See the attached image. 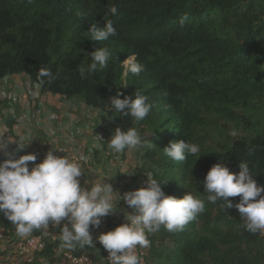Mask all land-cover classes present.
<instances>
[{"label": "trees", "instance_id": "trees-1", "mask_svg": "<svg viewBox=\"0 0 264 264\" xmlns=\"http://www.w3.org/2000/svg\"><path fill=\"white\" fill-rule=\"evenodd\" d=\"M112 6L116 16L109 12ZM184 13L189 19L181 26ZM103 18L113 22L117 35L100 44L89 39L88 29L95 22L103 26ZM101 46L112 52L108 66L82 75L90 52ZM133 54L144 70L125 77L121 62ZM41 68L59 73L58 78L40 83ZM17 73L44 92L81 99L114 118L116 128H136L153 142L151 148H138L143 184L147 176L168 181L161 185L166 195L180 198L189 191L205 201V210L182 231L161 227L147 234L145 264H264V239L245 230L239 213L224 209L223 201L208 202L200 183L221 160L231 171H238L241 161L248 163L264 185V0H0V79ZM118 88L125 95L136 88L148 97L153 108L143 121L110 109L109 97ZM4 105L0 97V110ZM180 139L197 144L200 152L172 161L163 147ZM103 149L109 160L104 144ZM100 152L94 151L95 161ZM5 158L0 152V160ZM230 199L236 203L240 197ZM113 221L107 220V228L121 224L120 218ZM47 230L29 234L44 236L30 264H68L55 250L64 244L61 228L50 224ZM18 237L0 213V242ZM71 250H85L94 264H108L101 245Z\"/></svg>", "mask_w": 264, "mask_h": 264}, {"label": "clouds", "instance_id": "clouds-1", "mask_svg": "<svg viewBox=\"0 0 264 264\" xmlns=\"http://www.w3.org/2000/svg\"><path fill=\"white\" fill-rule=\"evenodd\" d=\"M109 12L116 16L118 9L112 6ZM188 19V14L184 13L180 17V25L183 26ZM88 32L89 39L100 44L110 36L117 35L111 20H104L103 26L92 23ZM90 57L91 63L87 69L80 70L82 75L85 71L92 74L106 68L112 52L108 47L101 46L90 52ZM121 65L125 77L130 73L138 76L144 70V65L137 61L134 54L128 55ZM58 76L59 73H53L50 68H41L37 72L40 83H44L45 78L51 82ZM121 85L127 87L128 84L125 82ZM82 103L84 104L83 101ZM108 104L110 109L120 114L119 116L131 117L136 122L143 121L153 108L148 97L136 88L132 95H125L118 88L116 94L109 97ZM107 121L112 123L114 131L105 148L119 153L121 166L113 170H116L120 177H124L128 185V188L123 190L124 193L119 192L118 199L113 195L116 191L106 179L111 177H106L104 183L85 180L84 183L89 185L85 187L79 179L84 175L79 163L64 155L54 154L53 150L47 151L40 162H37L34 153L17 156L32 139L21 138L14 141L16 147L11 151L7 147L9 143L0 141V152L6 157L0 160V213L15 226L16 234L20 237L28 236L34 229L48 228L50 224L59 227L60 239L64 245L74 249L76 246L83 248L95 245L90 228H98L104 217L117 212L119 203H125L127 208L122 209L124 222L120 218L121 224L101 232L96 241L107 252L109 264H140L141 258L137 249L150 247L147 234L155 233L161 227L169 232L182 231L205 210V201L189 191L180 198L166 195L161 185L168 181L159 183L149 176L144 185L143 176L139 173V164V167L130 166H135L136 171L130 180L126 178L130 168L124 167L122 158L128 153V149L139 151L138 148H151L153 142L145 141L136 128H116L114 118L108 115ZM163 150L174 162H184L188 156L200 152L197 144L184 139L169 141ZM99 151L102 154L103 145ZM249 155H252L251 150ZM238 168V171H231L221 160L215 163L203 181H200L203 191L208 194V202L223 201L221 206L224 209H235L244 221L245 230L252 234L264 235V185L257 183L248 163L241 161ZM136 176L138 180L140 178L137 189L130 185ZM130 189L134 190L129 191ZM237 196L240 197L239 201L233 203L230 197Z\"/></svg>", "mask_w": 264, "mask_h": 264}, {"label": "built area", "instance_id": "built-area-1", "mask_svg": "<svg viewBox=\"0 0 264 264\" xmlns=\"http://www.w3.org/2000/svg\"><path fill=\"white\" fill-rule=\"evenodd\" d=\"M13 77H20L23 79L22 92L19 93L13 89L9 90V79ZM45 96H50L58 105L60 109L59 117L53 114V112H51L52 110L44 104L46 103ZM0 97L5 101L4 111L6 115L11 117L13 121L11 126L3 125L2 131L0 132V141L9 143L7 146L8 149L13 147L14 140L18 141L21 138H32L25 146L30 148V150L22 154H17V156L34 153L37 157V162H40L47 151L53 150L54 154L64 155L69 160H74L79 163L84 173V175L79 178L83 186H89L84 183L85 180H93L99 183L105 182L101 177V168L95 163L93 154L95 150L102 148L103 143L107 145V140L114 131L112 123L107 121L106 113L99 112L97 109L87 106L82 102H74L63 95L45 93L38 83L21 73L5 75L0 79ZM16 106L20 107V112L16 111ZM78 106H80L78 111L79 114L77 115L74 113L73 115V111ZM54 116H56V120L50 123L49 120L54 119ZM33 123H35L37 128L41 127L44 138L35 148H33ZM91 124L94 125L93 134H89ZM20 126L26 128L24 133H18ZM109 150L110 152L108 155L111 158L108 160V164L107 151L105 153L103 151L101 154L102 156H106V171L107 169L113 170L121 166L119 153H115L111 149ZM94 163L95 166L93 165ZM135 171L136 167H131L126 178L130 180ZM121 172L122 170H120V173ZM115 197L118 199L119 193H115ZM106 218L107 217H104L102 219V223L98 228L94 227L92 235L95 244L100 245L99 242L96 241V237L101 232L111 230L107 228ZM122 222H124V219ZM49 236L52 240L57 238L55 233H50ZM260 236L264 239V235L260 234ZM43 242L44 236L41 234H32L26 237L15 238L10 243L8 259L14 261V264L33 263L36 253L43 246ZM55 250L57 255L62 256L63 260L68 261V264H94L91 255L85 250L74 253L64 244H59ZM146 251L147 249H137L138 255H140L141 258L140 264H145ZM103 254L105 261L109 264L107 252L105 250Z\"/></svg>", "mask_w": 264, "mask_h": 264}, {"label": "crops", "instance_id": "crops-1", "mask_svg": "<svg viewBox=\"0 0 264 264\" xmlns=\"http://www.w3.org/2000/svg\"><path fill=\"white\" fill-rule=\"evenodd\" d=\"M22 83H23V79L20 78V77H15V78L13 77L12 79H9V90L13 89L14 91H17L19 93L22 92L23 91V85H22ZM45 101H46V103H44V104L52 110L51 112H53V114H55L57 117H59V115H60V112H59L60 109L58 108V105L52 100V98L50 96H45ZM74 101L82 102L80 99H75ZM79 108H80V106L76 107V109L73 111V115H74V113H76L77 115L79 114L78 113ZM16 109H17L16 111L20 112L19 111L20 110V107L19 106H16ZM4 110H5L4 107L0 110V132L2 131V128H3L2 126L3 125H7L8 126L7 123L9 121H12V118L9 117V116H7ZM56 116L53 117L54 119L49 120V122L50 123L51 122H54L56 120ZM12 123H13V121H12ZM33 125H34L33 128H32V134L34 136L33 137V139H34V146H33V148H35V146L36 145H39L41 143V141L44 140V138H43V135H42L41 127L37 128L35 126V123H33ZM93 128H94V125L91 124L90 125V128H89V134H93V132H94V129ZM25 131H26V128L23 127V126H20V128L18 129V133L19 134L24 133ZM107 145H108V140H107ZM104 146L106 147V144H104ZM15 147H16V143H15L14 148ZM27 150H30V148L25 147L21 152H19L17 154H20V153L22 154V153L26 152ZM96 158L99 160L101 158V156H97ZM101 175L100 176L104 180H105L106 177H111V178H106L107 179V182L110 183L113 186V189L116 191L115 193H117V194L120 191L122 193H124L125 191H123V190L128 188L127 182L124 181L125 178L124 177L117 178L116 175H113L112 174V171L111 170H108L107 169V172L101 171ZM105 182H106V180H105ZM115 193H113L114 196H115ZM124 204L125 203H123V205ZM125 208H126V205L125 206H122L119 203L118 204L117 212L114 213V214H112L111 216H109V220H112L113 221L114 218H121V219H123L124 213H123L122 209H125ZM106 220H107V218H106ZM113 223H116V222L113 221ZM44 229L47 230V228H44ZM9 252H10V243H8V241H7V243L5 245L3 243H1V245H0V258H1L2 261L4 260L6 262H9L8 261V254H9Z\"/></svg>", "mask_w": 264, "mask_h": 264}, {"label": "rangeland", "instance_id": "rangeland-1", "mask_svg": "<svg viewBox=\"0 0 264 264\" xmlns=\"http://www.w3.org/2000/svg\"><path fill=\"white\" fill-rule=\"evenodd\" d=\"M122 83H123V81H122ZM139 156L140 155L136 149H128V153H126V155L123 158L121 157L124 167L126 169L130 168V166H132V165H137V167H139L138 166ZM102 157H103V159L102 158H100L99 160L97 159V161H95V162L101 168V171L106 172V170H105L106 158H104V155ZM138 182H140V178L138 180V177L136 176L134 178V181H132L130 185H134V188L137 189V183ZM131 190H134V189H130L129 191H131ZM122 206H123V204H122ZM124 206H125V204H124ZM126 208H127V206H126ZM128 211H131V209H128ZM111 215L112 214L108 215L107 218H109V216H111ZM123 219L125 220L124 216H123ZM114 224L112 223V225H111L112 228L116 227V225H114ZM47 229H49V227ZM47 231L48 230H46L45 233ZM48 234H50V233H48ZM1 243H3L4 245L6 244L5 242H0V245H1ZM8 261L9 262H6L4 260L2 261L0 258V264H14V261H11L9 259H8Z\"/></svg>", "mask_w": 264, "mask_h": 264}]
</instances>
